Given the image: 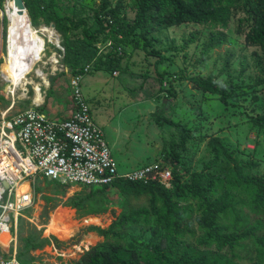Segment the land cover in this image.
I'll use <instances>...</instances> for the list:
<instances>
[{"label":"rangeland","instance_id":"1","mask_svg":"<svg viewBox=\"0 0 264 264\" xmlns=\"http://www.w3.org/2000/svg\"><path fill=\"white\" fill-rule=\"evenodd\" d=\"M109 1L111 8L118 2ZM129 3L130 0H123L126 7L121 17L125 16L126 21L131 23L134 13L127 7ZM58 5L63 14H73L76 20H84L89 32L96 28L94 14L101 7L100 0H62ZM3 11L4 8L0 6V111L6 110L10 106L7 103L14 100L15 105L9 111V115H12L25 109L23 106L27 102L30 105L36 97L33 85L27 86V95L23 92L20 82L16 87L10 86L9 64L15 60L11 61L8 55L9 21ZM239 18H243L241 13L232 19L229 29L224 32L226 44L208 53L209 59L204 66L198 65V61L202 45L207 42L210 31L200 26L188 25L157 31L148 36L149 39H155L156 44L153 42V46L164 58L157 65L155 58L149 57L143 51L141 37L133 36L120 42L121 55L114 61L116 72L109 70V73L84 74L80 82L82 94L91 109L93 121L103 131L120 173L164 163L163 159L169 154L170 145L179 142L180 133L167 125L158 126L155 117L162 116L182 124L189 133L192 130L196 136L194 140L186 142L184 150L177 151L181 156V166L189 165V170H200L208 154L204 152V144L197 142L198 136L205 135L208 128L211 132L222 128V136L227 138L224 140L231 141L234 152L247 159L249 164L257 165L251 173L259 177L264 176V131H250L246 120L247 116H252L255 112H264V84L255 85L256 81L262 78L256 69V62L262 54L259 50L246 47L244 37L236 34ZM39 23H42V19ZM51 26L54 28L53 24L33 27L39 31L41 27ZM75 32L76 35L69 33L65 47L62 45L61 36L57 34L59 48L42 37L46 47L43 49L41 62H34L30 70L36 65L35 70L42 71L40 77L47 84L49 79L55 78L50 88L47 84L45 87L34 72L25 77L34 86L41 85L40 100L34 104H44L42 109L50 117L70 115L72 105L68 81L72 76H77L75 74H80L78 71L84 68L93 56V50L83 43L82 29ZM192 35L194 41L186 45ZM106 48L109 47H103V52ZM227 58L230 66L225 76L220 71ZM55 60L59 62L56 63ZM19 63L22 64L21 61ZM241 63L245 73L236 78V81H231L238 87L234 97L229 100L235 110H230L231 107H221L217 96H199L191 83L176 80L178 77H206L211 73L217 76L218 84L222 85L229 78L240 74ZM28 69L29 66L26 70ZM159 74L164 76L160 77ZM195 127L197 130H193ZM64 187L65 192L62 194L61 189ZM36 189L32 206L21 213L22 216L17 222L16 249H23V240L30 232H37L41 238L50 240L49 244L41 249L32 250L27 254L29 257H35L38 264H77L83 255L95 246L103 248L107 243L120 240L122 246H134V240L129 236L137 237L138 242L148 241V235L140 236V229L135 227H127L119 233L117 239L108 240L95 232H86L89 226L106 229L120 214L148 207L147 197L123 196L115 189H110L103 194L94 195L77 208L62 205L53 208V201L49 202L47 199L57 198L63 204L72 197L85 198L89 190L78 185L53 184L46 179L38 180ZM59 208L67 212L64 222L76 228L69 238L62 237L53 230L47 233L46 227L51 221V216ZM252 220L253 216L249 222ZM257 234L261 236L263 231ZM52 237L58 240L59 245L51 239ZM88 239H92L89 244L86 243ZM250 245L252 246V243ZM249 246L236 250L239 257L237 262L248 264V258L254 257L255 252L253 253Z\"/></svg>","mask_w":264,"mask_h":264},{"label":"trees","instance_id":"2","mask_svg":"<svg viewBox=\"0 0 264 264\" xmlns=\"http://www.w3.org/2000/svg\"><path fill=\"white\" fill-rule=\"evenodd\" d=\"M22 1L30 24L34 27L53 24L63 40V47L69 33L76 35L75 31L82 29L83 43L93 50L92 58L78 71L80 74H75L82 77L85 73L116 72L114 61L121 55L120 42L133 36L141 37L143 51L155 58L157 65L164 58L153 46L155 39L148 36L157 31L188 25L210 31L198 61V65L204 66L209 59L208 53L226 44L224 32L229 29L232 19L241 13L243 18L237 19L239 26L236 34L244 37L246 47L261 52L256 69L262 78L255 85L264 84V0H130L127 7L134 13L131 23L126 21L125 16L121 17L126 7L123 0H118L113 8L109 0H100L101 7L94 14L96 28L92 32H89L84 20H76L73 14L62 13L58 5L62 0ZM4 3L5 0H0L1 8H4ZM110 41L113 43L101 53L99 46H105ZM193 41L192 35L186 45ZM229 66L227 58L220 73L226 76ZM244 73L245 68L241 63L240 74L234 78H229L228 74V81L222 85L218 84L217 76L211 73L206 77H178L176 80L191 83L199 96H217L221 107L235 110L229 100L234 97L238 87L231 81ZM54 80L52 78L49 88ZM28 106L29 102L23 107ZM246 120L250 131H264V112H255ZM155 122L158 126L167 125L180 133L179 142L170 145L169 154L159 165L171 170L170 188L166 189L156 182L117 181L101 188L83 187L89 190L88 196L72 197L63 204L57 198L47 199L53 201V208L59 205L77 208L94 195L110 189L123 196L148 198V207L120 214L106 229L97 226L86 229V232H95L108 240L117 239L127 227H135L140 229V236L148 235L147 242H138L137 237L129 236L134 240V246H122L121 240L107 243L103 248L95 246L77 264H242L236 261L239 258L236 250L250 243L253 248L250 245L249 249L255 253L254 257L248 258V264H264V176L251 173L257 165L249 164L247 159L234 152L231 141L224 140L227 138L222 136V128L212 132L208 128L205 135L198 136L197 142L204 144V152H207L209 159L204 161L200 170H189V165L181 166V156L177 151L184 150L186 142L196 138L194 132L190 130L189 133L185 126L170 118L156 116ZM193 130H197L196 127ZM61 192H65V187ZM252 216L253 220L249 222ZM262 231L263 235L257 234ZM51 239L59 245L57 239ZM23 241V249H17V256L24 261L32 260L27 255L30 251L39 250L50 242L37 232H30Z\"/></svg>","mask_w":264,"mask_h":264},{"label":"built area","instance_id":"3","mask_svg":"<svg viewBox=\"0 0 264 264\" xmlns=\"http://www.w3.org/2000/svg\"><path fill=\"white\" fill-rule=\"evenodd\" d=\"M110 45L111 41L103 47ZM103 47L99 46L101 53ZM39 62L41 59L36 64ZM35 67L24 77L34 72L44 82L42 71ZM26 69L25 65L23 72ZM81 79L77 75L68 81L72 105L68 117H50L41 110L42 104L34 101L12 115L9 111L14 100L0 111V238H8L7 243L0 239V264H38L35 257L33 261L20 259L16 249L17 222L21 213L32 206L38 180L86 188L111 186L117 181L156 182L166 189L171 187L168 167L152 165L126 173L118 171L103 131L93 121L82 94ZM33 91L36 93L34 87ZM38 91L41 93V89Z\"/></svg>","mask_w":264,"mask_h":264},{"label":"bare ground","instance_id":"4","mask_svg":"<svg viewBox=\"0 0 264 264\" xmlns=\"http://www.w3.org/2000/svg\"><path fill=\"white\" fill-rule=\"evenodd\" d=\"M3 13L9 21L8 55L11 61L15 60L12 62V65H14V69L12 70L9 79L14 83V79H17L19 77V75H17V70H19L20 67L19 62H22V64L24 65L23 67H25L26 65L28 68L29 66V71L31 65L41 59L43 49L44 47H46L45 40H43L42 37H45L50 44L58 46V33H56L52 26L50 28L41 27L39 31L34 29V27H32V25L30 24L28 13L20 0H5ZM23 70L21 68L18 73H20L21 79L23 81H27V79H25L24 77L27 70H25L24 72ZM12 82L10 86H14ZM27 82L28 84H26L25 87H23V83H21L23 90H26V86L33 85L36 90V98L40 100L41 93L38 91L40 90V84H38V86H34L32 82ZM46 84L47 82L44 81L43 85L45 87ZM14 87H16V85ZM66 215L67 212L65 210L61 208L57 209L52 214L51 221L46 227L47 233H51V230H53L54 232L59 233L62 237H71L74 234L76 228L75 226L64 222V216ZM0 239L3 243H7L8 241L6 235H2ZM91 241L92 239H90L86 243L89 244L91 243Z\"/></svg>","mask_w":264,"mask_h":264},{"label":"crops","instance_id":"5","mask_svg":"<svg viewBox=\"0 0 264 264\" xmlns=\"http://www.w3.org/2000/svg\"><path fill=\"white\" fill-rule=\"evenodd\" d=\"M33 27V26H32ZM24 65H22L21 63H20V67L22 68V69H24V67H23ZM20 67H19V70H21L20 69ZM5 69H6V67H5ZM14 69V65H12V64H9V76H10V74H11V72H12V70ZM19 70H17V75H19V77L17 78V79H14V83L12 82V84L15 86H17V84L20 82V83H23V87H25V85L26 84H28V82L25 80V81H23L22 79H21V76H20V73H18L19 72ZM25 79H27V78H25ZM47 92V91H46ZM34 95H35V97H36V93H34ZM39 99H37V98H34L33 99V101H34V103H38L37 101H38ZM44 105V104H43ZM42 105V106H43ZM198 128H199V126H198ZM65 221V220H64Z\"/></svg>","mask_w":264,"mask_h":264},{"label":"water","instance_id":"6","mask_svg":"<svg viewBox=\"0 0 264 264\" xmlns=\"http://www.w3.org/2000/svg\"><path fill=\"white\" fill-rule=\"evenodd\" d=\"M20 2H22V4H23V1L22 0H20ZM23 6H24V4H23ZM52 28H53V26H52ZM48 82L50 83L51 82V79H49Z\"/></svg>","mask_w":264,"mask_h":264}]
</instances>
